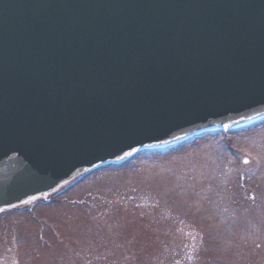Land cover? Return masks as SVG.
<instances>
[{"label": "water", "instance_id": "95a60500", "mask_svg": "<svg viewBox=\"0 0 264 264\" xmlns=\"http://www.w3.org/2000/svg\"><path fill=\"white\" fill-rule=\"evenodd\" d=\"M263 120L264 0H0V208Z\"/></svg>", "mask_w": 264, "mask_h": 264}, {"label": "rangeland", "instance_id": "374dc122", "mask_svg": "<svg viewBox=\"0 0 264 264\" xmlns=\"http://www.w3.org/2000/svg\"><path fill=\"white\" fill-rule=\"evenodd\" d=\"M73 180L1 209L0 264H264V124Z\"/></svg>", "mask_w": 264, "mask_h": 264}, {"label": "snow or ice", "instance_id": "6c2138e0", "mask_svg": "<svg viewBox=\"0 0 264 264\" xmlns=\"http://www.w3.org/2000/svg\"><path fill=\"white\" fill-rule=\"evenodd\" d=\"M247 162H248V160H247V158H245V159H244V163H247Z\"/></svg>", "mask_w": 264, "mask_h": 264}]
</instances>
